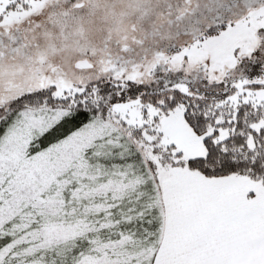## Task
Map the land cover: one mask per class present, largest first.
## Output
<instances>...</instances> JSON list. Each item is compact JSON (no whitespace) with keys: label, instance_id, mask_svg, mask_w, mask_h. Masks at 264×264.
<instances>
[{"label":"snow or ice","instance_id":"obj_1","mask_svg":"<svg viewBox=\"0 0 264 264\" xmlns=\"http://www.w3.org/2000/svg\"><path fill=\"white\" fill-rule=\"evenodd\" d=\"M0 264H264V0H0Z\"/></svg>","mask_w":264,"mask_h":264}]
</instances>
